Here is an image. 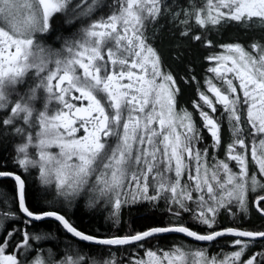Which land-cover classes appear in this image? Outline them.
Here are the masks:
<instances>
[{"label": "snow or ice", "instance_id": "obj_1", "mask_svg": "<svg viewBox=\"0 0 264 264\" xmlns=\"http://www.w3.org/2000/svg\"><path fill=\"white\" fill-rule=\"evenodd\" d=\"M58 16L78 27L54 47ZM161 20L220 49L202 78L165 66ZM231 24L260 40L216 44L210 33ZM0 142L13 153L0 166L13 181L0 264H264V225L219 219L264 222V0H0ZM29 176L42 203H29ZM81 199L113 225L135 206L163 204L168 220L100 234L68 215ZM49 220L67 242L38 227ZM166 234L179 235L153 248ZM220 238L227 251L193 243Z\"/></svg>", "mask_w": 264, "mask_h": 264}, {"label": "trees", "instance_id": "obj_2", "mask_svg": "<svg viewBox=\"0 0 264 264\" xmlns=\"http://www.w3.org/2000/svg\"><path fill=\"white\" fill-rule=\"evenodd\" d=\"M172 0H169L171 3ZM181 3H187L188 0H180ZM196 3H200L201 0H195ZM65 18L58 16L54 21L56 32L48 39L47 43L52 44L54 47H59L57 42V36H67L78 27L77 24L67 25L64 23ZM153 45L158 49L165 66L170 67L172 71L183 75L186 67L193 69V74L197 78H202L206 74V68L208 61L205 59L207 55L212 52H216L217 48L209 49L201 44L178 39L176 30L170 23L164 20L160 21V24L153 29ZM262 35L261 29H249L246 26H236L235 24L225 25L219 31L210 33L211 39L216 43H227V42H241L246 46L253 41L260 40ZM55 42V43H54ZM183 93L180 97L184 102H189L193 99L194 89L181 84ZM12 148L11 145H6L0 142V166L7 165L12 167ZM28 180V200L30 205L42 203L39 198V194L36 192V185L33 183V178L29 176ZM13 187V181L11 179H0V194H7L8 198H11V190ZM2 207V206H0ZM68 215L79 227L85 230L98 232L100 234H125L133 230H139L145 225L156 223L160 220L167 222L168 217L164 211L163 204L159 209H152L149 207L135 206L130 210L125 208L122 216L121 223L113 225L109 217V211L104 208L93 209L86 206L85 200L81 199L78 205L68 210ZM220 223L231 224L235 219V223L242 225L245 228H259L264 225L257 216L252 215L249 218L240 219L239 216L233 218L227 214L220 216ZM22 226V225H21ZM41 230H47L57 236L64 242L62 233L57 231V225L54 221L49 220L47 223L38 225ZM176 234H166L165 237L159 241H153L152 247H167L173 241L177 239ZM201 247L209 249L212 253H217L221 249L227 251L225 247V240L220 238L218 243H197ZM93 252L95 250L93 249ZM119 255V254H118Z\"/></svg>", "mask_w": 264, "mask_h": 264}, {"label": "flooded vegetation", "instance_id": "obj_3", "mask_svg": "<svg viewBox=\"0 0 264 264\" xmlns=\"http://www.w3.org/2000/svg\"><path fill=\"white\" fill-rule=\"evenodd\" d=\"M238 43H241V42H238ZM242 45H244V46H246L245 44H243V43H241ZM216 51H220V49L219 48H217V50ZM209 66V62H208V65H207V67ZM193 98H194V96H193ZM192 99H190L189 100V102H184L182 99H180V104H181V106H189L190 105V101H191ZM225 134H226V136H227V130H226V127H225Z\"/></svg>", "mask_w": 264, "mask_h": 264}, {"label": "water", "instance_id": "obj_4", "mask_svg": "<svg viewBox=\"0 0 264 264\" xmlns=\"http://www.w3.org/2000/svg\"><path fill=\"white\" fill-rule=\"evenodd\" d=\"M176 235H179V234H176ZM197 243H202V244H204V243H207V242H197Z\"/></svg>", "mask_w": 264, "mask_h": 264}]
</instances>
